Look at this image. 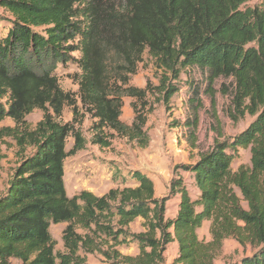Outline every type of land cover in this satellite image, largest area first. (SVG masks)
<instances>
[{
	"label": "trees",
	"instance_id": "1",
	"mask_svg": "<svg viewBox=\"0 0 264 264\" xmlns=\"http://www.w3.org/2000/svg\"><path fill=\"white\" fill-rule=\"evenodd\" d=\"M249 1L0 0L8 14L0 30V123L15 122L0 128V140L12 137L24 151L34 147L0 195V264H86L82 252L99 253L109 264H164L174 241L179 250L173 264H214L227 238L255 248L235 264H264V3L249 6ZM108 49L122 57L128 76L146 52L165 75L201 74L200 82H187L193 117L183 125L193 141L202 83L213 99L216 80H232L231 118L248 114L254 120L195 162L175 167L191 174L193 188L176 175L169 194L157 197L154 181L135 170L115 177L121 186L102 196L89 190L68 195L65 160L85 148V138L58 120L65 103L73 106L75 121L79 116L76 102L59 84V66L72 62L81 68V98L93 107L100 121L96 128L109 124L122 133L133 128L142 133L146 124L142 115L132 127L123 124L122 102L106 94L103 53ZM129 80L121 77L124 94L144 100L147 87L128 85ZM161 80L167 100L180 90ZM35 109L43 111V119L29 130L25 118ZM95 142L109 145L100 136ZM240 148L250 150V162L233 169ZM176 196L178 212L167 218V201ZM137 218L145 230L133 233L130 225ZM207 221L210 241L199 236ZM60 223H67L64 251L56 250L51 233ZM131 241L138 254H123L119 247Z\"/></svg>",
	"mask_w": 264,
	"mask_h": 264
},
{
	"label": "rangeland",
	"instance_id": "2",
	"mask_svg": "<svg viewBox=\"0 0 264 264\" xmlns=\"http://www.w3.org/2000/svg\"><path fill=\"white\" fill-rule=\"evenodd\" d=\"M264 0H250L249 6L263 4ZM7 13L0 8V30L7 25ZM105 49H107L105 47ZM74 55H80L78 52ZM106 74L104 76L105 92L109 98L119 97L122 102L120 121L132 127L137 121V116L142 115L146 124L139 133L136 128L127 130V133L114 130L109 124H105L101 130L96 128L100 121L90 104L84 105L80 89L81 68L76 63H70L65 67L59 66L56 74L62 89L69 93L71 99L76 102L79 116L74 119L73 106L65 103L61 117L58 120L63 124H71L75 130L81 132L85 138V148L76 154L70 155L65 160V186L70 197L79 194L82 190L92 191L98 196L108 192L110 188L120 185L115 177H128L137 170L149 176L155 183L156 196L164 197L169 194L171 179L181 175L189 187L193 188V178L189 172L183 169H175L177 165L191 164L209 151L216 142H224L232 139L236 134L245 129L254 117L246 114L238 121L230 116L231 93L233 82L230 78L221 77L214 83V98L204 91L206 84L202 83L200 99L202 106L198 111V127L191 139L188 128L183 123L192 119V107L189 102L190 90L188 81L200 82L202 79L198 71H183L177 79L171 73L160 69L154 59L146 52L141 62L137 64L136 73L127 74L128 67L122 62V57L116 55L111 49L103 53ZM130 78L129 84L139 89H146L144 100L124 94V85L121 77ZM168 80L169 84H177L180 90L170 99L165 98L161 79ZM159 87V88H158ZM53 113V112H52ZM43 111L35 109L26 116V128L33 130L39 121L43 119ZM14 127L15 122L7 118L0 123L1 127ZM102 137L108 146H102L95 142L97 137ZM74 144L72 134L67 139V150ZM34 147L27 145L25 151L21 150L17 141L12 137H4L0 140V195L8 188L15 168L21 160L33 152ZM250 150L240 148L239 154L233 161V169L241 163L250 162ZM118 175V176H117ZM120 179V178H119ZM121 186V185H120ZM240 194V193H239ZM247 207V204L243 202ZM178 211V199L170 198L167 201L166 217L173 218ZM67 223L53 224L51 233L55 238L57 251H64L63 230ZM133 233L145 230L143 220L137 218L131 225ZM199 236L205 241H210V222L204 223L199 230ZM119 250L123 254L137 255L138 244L131 241L121 245ZM178 243L169 244L166 251L164 264H173L178 254ZM255 248L247 244L242 245L235 238H227L223 242L221 251L217 254L214 264H235L242 257L253 253ZM86 264H109L99 253L85 254ZM13 264H20L17 260Z\"/></svg>",
	"mask_w": 264,
	"mask_h": 264
},
{
	"label": "crops",
	"instance_id": "3",
	"mask_svg": "<svg viewBox=\"0 0 264 264\" xmlns=\"http://www.w3.org/2000/svg\"><path fill=\"white\" fill-rule=\"evenodd\" d=\"M236 169H237V168H236ZM110 189H111V188H110ZM110 189H109V190H110ZM109 190H108V191H109ZM174 198H175V197H174ZM176 198L178 199V203H179V197H178V196H176ZM177 212H178V211H177ZM207 222H208V221H207ZM205 223H206V222H205Z\"/></svg>",
	"mask_w": 264,
	"mask_h": 264
}]
</instances>
